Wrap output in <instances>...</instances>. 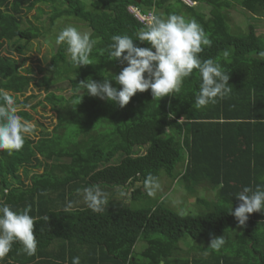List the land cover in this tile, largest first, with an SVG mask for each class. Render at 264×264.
Here are the masks:
<instances>
[{"label": "trees", "instance_id": "1", "mask_svg": "<svg viewBox=\"0 0 264 264\" xmlns=\"http://www.w3.org/2000/svg\"><path fill=\"white\" fill-rule=\"evenodd\" d=\"M192 1L208 5L210 11H198L180 0L171 6L167 0H0V90L15 98L23 120H32L25 109L30 96L24 95L33 77L18 69L31 41L49 35L53 27L56 38L69 25L96 41L90 55L94 64L78 68L66 44L56 47L49 68L55 78L45 76L40 83L46 88L63 79L70 91L65 95L58 92L63 88H46L39 105H50L54 112L51 131L27 134L19 151H0V203L13 210L30 206L37 242L32 256L21 242H14L0 264H72L77 256L80 264H253L241 241L226 230L239 227L230 213L240 203L235 195L244 187L264 188V33H256L249 22L246 31L232 32L226 15L241 8L264 19V0ZM131 7L143 15L152 9L161 19L175 14L195 20L211 41L198 55L202 61L220 64L229 75L231 93L215 104L197 107L201 80L195 69L179 92L158 99L151 89L138 91L123 108L83 89L77 92L78 83L86 79L107 78L112 86L121 87L112 77L127 63L109 59L113 35L126 34L134 45L150 47L136 40L146 26ZM32 9L35 22L24 16ZM43 14L46 21L39 22ZM7 52H16L18 59ZM149 175L205 181L216 189L215 198L196 196V205L206 210L197 215L178 214L155 203L133 206ZM125 186L132 187L130 202L115 199L113 189ZM88 187L107 194L103 212L77 204ZM69 202L72 210L63 211ZM242 227L261 255L256 264H264V211L249 214ZM222 235L230 242L225 252L201 247L192 248L196 250L192 257L181 252L184 236ZM139 239L147 240L145 249L135 247ZM198 251L206 254L196 258Z\"/></svg>", "mask_w": 264, "mask_h": 264}, {"label": "clouds", "instance_id": "2", "mask_svg": "<svg viewBox=\"0 0 264 264\" xmlns=\"http://www.w3.org/2000/svg\"><path fill=\"white\" fill-rule=\"evenodd\" d=\"M180 1L192 7L199 3L192 0ZM130 11L136 13L137 19L146 26V30H141L137 34L136 40L148 42L150 47L134 45V39L126 34L113 35L111 38L113 42L109 46V59H119L121 63H127V66L112 77L121 87L118 89L112 86L107 78L103 82L86 79L78 83L77 92L83 89L90 96L114 102L123 108L138 91L151 89L153 98L158 99L179 92L184 78L189 77L195 69L199 72L201 80L195 99L197 107L215 104L218 99H223L231 93L232 89L228 86L229 75L224 73L220 64L212 59L202 61L198 55L203 51V46H211V41L195 20L189 21L175 14L161 19L154 17L152 9L148 15L139 14L132 7ZM55 43L67 45L66 51L77 68L81 65L94 64L90 55L96 41L91 38L90 33L81 32L77 27L69 25L59 31ZM6 54L18 59L13 52ZM34 130L31 122L23 120L17 114L15 98L8 92L0 90V151L11 154L13 151L21 150L25 136ZM145 184L149 189L158 187L157 178L149 175ZM212 188L215 193L216 189ZM148 194L152 195L153 192L150 190ZM235 196L240 203L234 210L231 208L230 213L237 220L239 227L236 228L246 225L249 214L264 211V188L261 186H256L255 190L244 187ZM83 199L87 207L95 213L103 212V206L108 202L107 194L99 187L83 189ZM72 207V203L69 202L63 211L69 212ZM30 211V206L23 210H13L8 204L0 203V260L11 251L16 241L23 244L27 255H35L37 247L34 235L35 220ZM43 219L47 221L49 217L46 215ZM139 243L145 244L143 247L145 249L148 242L139 239L135 246ZM225 243L223 235L215 236L207 248L219 251ZM179 246L184 249L181 241ZM252 249L255 251L253 244ZM72 264H80V258L73 257Z\"/></svg>", "mask_w": 264, "mask_h": 264}, {"label": "rangeland", "instance_id": "3", "mask_svg": "<svg viewBox=\"0 0 264 264\" xmlns=\"http://www.w3.org/2000/svg\"><path fill=\"white\" fill-rule=\"evenodd\" d=\"M177 0H167L166 5H173V3ZM194 8L198 11H204L208 13L210 11V7L204 3H196ZM49 13V12H47ZM26 19H30L31 21L35 22L34 18L37 16L36 9H32L29 12L24 14ZM46 14L41 15L39 17V22L41 20L46 21ZM226 20L230 21V29L232 32H244L246 31V23H251L255 27V31L258 34L264 33V19L251 15L249 12L237 8L232 9L228 15H226ZM55 27L50 30L49 35H45L44 37H40L39 39L32 40L30 45H28V50L25 54V61L19 65L18 72L20 74L29 75V77H33L32 81L30 82V90L26 92L24 96H30L27 100V105L25 109L30 112L32 116V120L30 121L34 125V132L30 135L35 137L39 135L40 131L43 129H48L51 131V128L55 122V115L54 112L51 110L50 105L42 106L39 105L44 100V96L46 94V88L50 91L54 90V88H63L58 92H62L67 95L70 91V85L66 84L63 79H56L54 83H51L49 87L44 88L45 86H41V80L43 77L48 76L55 78V74H51L49 71L50 68V60L55 53L56 45L54 37L55 34ZM13 55L17 57V53L13 52ZM20 100H23L24 97L20 96ZM32 106L35 109H32ZM20 108V106H18ZM185 162H182L179 166L180 171H183ZM158 187H154L149 189L148 186H140L137 190L138 193V200H136L132 205L137 207H147V205H160L163 207H169L171 210L178 214H204L206 210L200 209L199 206L196 205L195 197L199 196L203 199L207 198L208 200H214V191L210 186H208L207 182L205 181L194 183L192 178H182L178 181H173L172 178L168 177L167 175L160 176L157 178ZM188 187H194V189H188ZM116 192L115 199L124 200L125 202H130V191L132 187L125 186L122 189L119 187H115L113 189ZM152 191L153 194L149 195L148 192ZM78 205H87L83 199V191L79 199H77ZM226 233H232L234 238L238 241L245 238V241L241 242V245L244 247L245 252L252 253V262L256 264L258 262V257H260V253H253L250 251V246L252 248V242L248 240L245 236L244 230L242 227L236 228L232 227V229H227ZM213 237H205V238H198L193 239L190 236H184L181 238V244L183 246L182 254L185 256H193L196 250L192 248H201L211 251L210 248H207L210 244V241ZM247 240V241H246ZM229 241L226 240L225 245L223 246L227 251L229 246ZM145 244L139 243L135 247L137 249H143ZM201 247V248H199ZM206 253L197 252L196 258L203 257ZM207 256V255H206ZM205 256V257H206Z\"/></svg>", "mask_w": 264, "mask_h": 264}, {"label": "crops", "instance_id": "4", "mask_svg": "<svg viewBox=\"0 0 264 264\" xmlns=\"http://www.w3.org/2000/svg\"><path fill=\"white\" fill-rule=\"evenodd\" d=\"M241 240H242V241H245V240H243V239H241ZM222 250H223V252L226 251L224 247H222ZM250 251L253 252V253H257V252H255V251H253V249L251 248V246H250ZM252 256H253L252 253L246 252V259L248 260L249 263L252 262Z\"/></svg>", "mask_w": 264, "mask_h": 264}]
</instances>
